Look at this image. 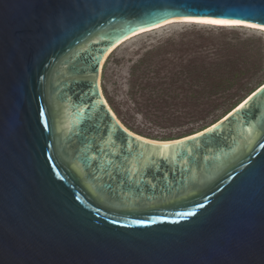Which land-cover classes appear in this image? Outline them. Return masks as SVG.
Listing matches in <instances>:
<instances>
[{"label":"water","instance_id":"1","mask_svg":"<svg viewBox=\"0 0 264 264\" xmlns=\"http://www.w3.org/2000/svg\"><path fill=\"white\" fill-rule=\"evenodd\" d=\"M184 19L264 0H0V264H264V83L169 141L100 94L112 48Z\"/></svg>","mask_w":264,"mask_h":264},{"label":"rangeland","instance_id":"2","mask_svg":"<svg viewBox=\"0 0 264 264\" xmlns=\"http://www.w3.org/2000/svg\"><path fill=\"white\" fill-rule=\"evenodd\" d=\"M99 77L106 104L127 130L178 139L213 124L264 83V30L173 23L120 44Z\"/></svg>","mask_w":264,"mask_h":264},{"label":"bare ground","instance_id":"3","mask_svg":"<svg viewBox=\"0 0 264 264\" xmlns=\"http://www.w3.org/2000/svg\"><path fill=\"white\" fill-rule=\"evenodd\" d=\"M208 21H215V20H206V19H184V20H177V21H173V22H168V23H165V24H163V25H161V26H158V27H156V28H153V30H156V29H159V28H161V27H164V26H167V25H170V24H173V23H182V22H198V23H206V24H214V25H218V27H234V26H247V27H254V28H259V29H261V30H264V27L263 26H260V25H255V24H250V23H242V22H224V21H217L218 23H211V22H208ZM152 30V31H153ZM146 32H149V31H146ZM145 33V32H144ZM137 34V33H136ZM135 35V34H134ZM134 35H131V36H129V37H132V36H134ZM129 37H127L126 39H128ZM135 37V36H134ZM133 38V37H132ZM122 41H124V40H122ZM121 41V42H122ZM121 42H119L118 44H120ZM118 44H116V45H118ZM115 45V46H116ZM114 50V48H112L105 56H104V58H103V60H102V62H101V65H100V69H101V66H102V64H103V62L105 61V59H106V57L109 55V53L110 52H112ZM100 78V77H99ZM100 80V79H99ZM98 87H99V90H100V86H99V83H98ZM100 94H101V96H102V93H101V90H100ZM102 98H103V96H102ZM103 100H104V98H103ZM104 103H105V105H106V107L109 109V111L111 112V114L114 116V118L118 121V119L116 118V116L113 114V112L110 110V108L108 107V105L106 104V102H105V100H104ZM118 123L121 125V127L123 128V129H125L127 132H129L130 134H132V135H135V136H137V137H139V138H143V137H140V136H138V135H136V134H134V133H132V132H130L129 130H127L119 121H118Z\"/></svg>","mask_w":264,"mask_h":264},{"label":"snow or ice","instance_id":"4","mask_svg":"<svg viewBox=\"0 0 264 264\" xmlns=\"http://www.w3.org/2000/svg\"><path fill=\"white\" fill-rule=\"evenodd\" d=\"M208 22H211V23H218L217 21H208ZM253 95H255V93H253ZM250 99H251V98H250ZM213 127H215V125H213ZM206 131L211 132L212 129H211V128H210V129H206ZM199 135H203V133H200Z\"/></svg>","mask_w":264,"mask_h":264},{"label":"trees","instance_id":"5","mask_svg":"<svg viewBox=\"0 0 264 264\" xmlns=\"http://www.w3.org/2000/svg\"><path fill=\"white\" fill-rule=\"evenodd\" d=\"M260 85H262V84H260ZM260 85H259V86H260ZM240 102H241V101H240ZM240 102H239V103H240ZM239 103H237L236 105H233L229 111H231L233 108H235ZM229 111H227L226 114H227ZM220 119H221V118H220ZM217 121H218V120H217ZM215 122H216V121H215ZM215 122H214V123H215ZM130 132H131V131H130ZM190 135H191V134H190ZM165 141H169V140H165Z\"/></svg>","mask_w":264,"mask_h":264}]
</instances>
